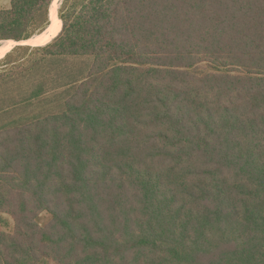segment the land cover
Returning <instances> with one entry per match:
<instances>
[{"label": "trees", "instance_id": "obj_1", "mask_svg": "<svg viewBox=\"0 0 264 264\" xmlns=\"http://www.w3.org/2000/svg\"><path fill=\"white\" fill-rule=\"evenodd\" d=\"M52 2L10 0L0 41ZM58 17L0 58V264H264V0Z\"/></svg>", "mask_w": 264, "mask_h": 264}, {"label": "bare ground", "instance_id": "obj_2", "mask_svg": "<svg viewBox=\"0 0 264 264\" xmlns=\"http://www.w3.org/2000/svg\"><path fill=\"white\" fill-rule=\"evenodd\" d=\"M57 2L54 0L50 6V15L53 19L52 24L40 33L33 35L29 39L22 41H14L12 39L2 40L0 42V58L9 52L16 44H28L31 46L45 45L59 32L61 29V20L57 17ZM39 32V31H38Z\"/></svg>", "mask_w": 264, "mask_h": 264}, {"label": "rangeland", "instance_id": "obj_3", "mask_svg": "<svg viewBox=\"0 0 264 264\" xmlns=\"http://www.w3.org/2000/svg\"><path fill=\"white\" fill-rule=\"evenodd\" d=\"M60 1L61 0H58V2H57L58 7L60 5ZM9 2H10V0H0V9L7 8L9 6ZM0 43H2V42H0ZM16 45H21V44H16ZM29 54L31 55V53H29V51H28L27 55H29ZM2 216L8 220L9 228H6V229L7 230H10L11 229V226H13V219H12V217L9 214H5V213L2 214ZM39 218H41V220H46L48 218V216H47L46 213H43V214L40 215Z\"/></svg>", "mask_w": 264, "mask_h": 264}, {"label": "water", "instance_id": "obj_4", "mask_svg": "<svg viewBox=\"0 0 264 264\" xmlns=\"http://www.w3.org/2000/svg\"><path fill=\"white\" fill-rule=\"evenodd\" d=\"M53 1H54V0H53ZM57 17H58V7H57ZM58 18H59V17H58ZM52 21H53V19H52L51 15H50V22H49L48 26H47L44 30H46V29L52 24ZM59 31H60V30H59ZM58 33H59V32H58ZM58 33H57V34H58ZM57 34H56V35H57ZM56 35H55V36H56ZM55 36H54V37H55ZM54 37H53V38H54Z\"/></svg>", "mask_w": 264, "mask_h": 264}]
</instances>
